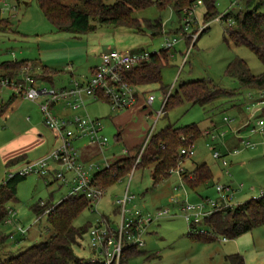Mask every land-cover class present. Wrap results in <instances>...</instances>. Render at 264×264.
I'll return each instance as SVG.
<instances>
[{"label":"rangeland","instance_id":"374dc122","mask_svg":"<svg viewBox=\"0 0 264 264\" xmlns=\"http://www.w3.org/2000/svg\"><path fill=\"white\" fill-rule=\"evenodd\" d=\"M64 1L71 4L76 0ZM106 1L112 3L116 0ZM157 1L154 0L152 5L134 11V16L141 20V24L144 22L142 31L125 25L99 24L94 31L75 34L58 31L44 14L38 0H5L7 8L4 16L10 18L12 25L10 30L0 31V63L5 60L27 59L35 63L29 73L38 77L37 85L52 87L53 83L55 87H62L68 84L72 73L76 78L88 76L91 67L101 62V54L109 49L121 50L123 45L126 51L145 48L152 53L166 48L167 39L177 38L178 42L169 49L168 62L162 69L164 85L176 88L182 81L204 78L237 93L207 105L184 102L158 118L165 96L160 88L161 84L153 83L142 88L143 91H148V94L155 95L156 100L152 107L144 109L147 112L145 115L134 113L129 116L126 120L129 130L136 132L146 125L150 128L155 124L154 129L158 131L169 123L176 126L197 123L202 129V135L194 143L195 154L192 157H184L170 176L158 183L154 182L152 167L134 168L105 189L104 196L98 203V211L86 207L73 223L77 227L84 225L90 227L100 214L114 212L118 200L124 197L126 188L129 187V192L136 197L127 207L134 214L154 212L166 207L170 212L147 227V231L143 234L145 245L140 247L145 254L131 256L123 264H231L227 255L236 252L230 249L234 240L230 238L225 242L224 236H218L207 241L190 235L193 223L199 231L205 230L206 226L203 218L200 222H194L193 216L191 222L187 221V212L183 205L185 202L197 204L206 198L219 199L221 193L218 192L217 185L228 182H233L234 187L244 184L243 190L233 195L231 202L234 205L264 193V133H252L249 127H244L253 112L256 113V117L251 118L252 125L259 118L264 117V91L258 92L242 87L237 79L226 75L227 65L236 57L245 59L255 74L262 73L264 65L249 47L237 46L227 40L228 34L225 28L230 24L229 20L215 18L205 22V3L195 6L190 15L187 14L190 9L185 10L186 14L182 12L180 15L173 5L159 6ZM259 1L262 2L259 10L264 13V0H253L251 4L248 0H217L216 7L220 17L227 11L237 12L247 6L254 7ZM0 6L3 7L4 3L0 2ZM187 19L191 20L189 24ZM158 21H161L163 30L154 34L155 27L152 25ZM205 27L208 28L202 31ZM45 66L50 69L45 70ZM45 74H50L53 82L41 79ZM23 75L22 71L18 77L22 78ZM15 93V89L11 86L0 87V110L6 105V111L0 112V140L9 137L17 130H24V121L35 120L32 112L29 110L25 112L28 108L24 109V99L27 98L21 95L15 96ZM31 101L27 99V103ZM35 105L41 112L40 106ZM87 109L92 116L103 119L106 125L103 133L109 140L104 152L98 148L94 149L93 146L90 147L92 161L98 164L89 169V174L92 176L98 169L109 164L104 157L109 158L111 163L119 157L128 155L124 153L128 143L116 140L115 134L118 129L111 122L113 117L125 114L127 109L114 110L104 101L91 102ZM8 111L12 112L7 119L4 113ZM225 116L235 117L232 126L223 121ZM39 119L40 131L49 138L50 143L29 154L30 161L37 160V157L46 152L50 146L52 150L56 143L52 128L46 124L42 115ZM207 128H210L212 134L216 136L214 139L211 134L204 133ZM224 132L225 135L222 136ZM247 140L255 145L246 147L243 141ZM88 143L87 138L75 141V145L79 148H83ZM138 147L132 152L136 153ZM236 149L238 150L235 151ZM215 151L223 154L228 165L225 166L221 159L214 156ZM202 162H207L211 166L214 177L209 183L193 189L177 169L184 168V172L191 176L190 169L196 163ZM89 163L86 165L89 166ZM9 169L0 158V184L9 177ZM225 169L231 172L229 177L225 175ZM48 178L51 179V184L45 181L47 178L33 172L19 182L18 200L9 204V208L16 212L14 216H10L13 222L5 221L0 225V231L10 235L6 242V250L18 252L30 245L45 241L51 235L48 215L37 216L32 205L49 201L57 204L69 194V188L62 185L60 180L51 176ZM176 186H180L179 189L175 190ZM174 196L178 201L172 200ZM206 207L210 208L209 205ZM194 212V210L190 211L192 214ZM19 227L25 228L26 232L19 230ZM247 235L250 236V241L255 243V252H263L264 257V227L258 226ZM89 240V232H87L79 243L73 246L78 256L90 259L92 251ZM244 246L250 247L251 243L245 241ZM150 253L158 256L148 258L147 254ZM249 260L251 264H264V259L258 258L254 252Z\"/></svg>","mask_w":264,"mask_h":264},{"label":"trees","instance_id":"16d2710c","mask_svg":"<svg viewBox=\"0 0 264 264\" xmlns=\"http://www.w3.org/2000/svg\"><path fill=\"white\" fill-rule=\"evenodd\" d=\"M216 1L203 0L206 6L205 22L219 17ZM248 1L249 4L253 2V0ZM38 2L46 17L58 31L83 34L96 30L99 24L125 25L142 31L144 22L141 24V20L134 16V11L152 5L154 0H116L112 3H108L106 0H76L71 4L64 0H38ZM157 3L159 6L173 5L182 15V12L185 13L186 9H190L194 5L195 0H158ZM261 4L262 2L259 1L254 7L247 6L237 12L227 11L222 15V19L232 20L225 28V32L228 34L227 40L237 46L249 47L264 65V13L259 10ZM10 25H12L10 18L0 17V31L10 30ZM152 26L155 27L154 34L163 30L161 21ZM207 28L205 27L202 31ZM168 51L169 49L163 48L158 52L150 53L148 60L141 61L127 72L128 80L141 88L153 83L161 84L160 88L164 94H169L163 107V113L167 114L170 109L184 102L193 105H207L237 93L204 78L182 81L170 91L171 87L169 88L162 82V69L168 62ZM31 62L27 59L2 61L0 77L11 80L18 79L23 68L30 67L31 69L32 65H35L34 62ZM30 69L27 70V73ZM49 69L48 66H45V70ZM226 75L237 79L242 87H248L258 92L264 91V71L260 74L253 73L247 61L242 57H236L229 62L226 67ZM32 76L37 82L38 77ZM41 79L53 82L50 74L42 75ZM52 85L54 86L53 83ZM5 108L6 105H3L0 112H4ZM201 135L202 129L197 123L183 126L169 123L158 131H153L138 162L137 155L144 143L136 149V153L130 150L128 155L119 157L96 171L92 181L106 189L129 174L134 168L152 167L154 182L158 183L169 177L170 170L177 167L184 158L180 155V149L193 146ZM23 160H25L24 154L12 158L7 162V165L17 164ZM183 175L185 182L193 189L209 183L214 177L211 166L207 162L196 163L191 171V176L185 172ZM25 177L15 175L6 178L0 184V225L9 216V204L18 200V184ZM51 183L49 182V184ZM86 207H91V205L89 199L83 194H68L57 204H52L49 201L32 205L37 216L47 213L52 229L51 235L45 241L13 252V250H6V242L10 235L0 231V264H104L100 261L92 262L87 258L80 257L74 251L73 246L79 243L93 225L91 223L90 227L87 225L77 227L73 223L78 214ZM115 212H118V209H115ZM203 223L206 226L205 230L199 231L196 224L193 223L189 233L207 241L218 236L236 238L258 226L264 227V194L252 197L237 205L221 207L211 215L205 216ZM144 254L145 251L140 248L130 247L125 251L122 263H125L131 256ZM157 256L158 254L154 253L147 254L148 258ZM227 259L231 264H246L244 256L239 252L228 254Z\"/></svg>","mask_w":264,"mask_h":264},{"label":"built area","instance_id":"2783aa9c","mask_svg":"<svg viewBox=\"0 0 264 264\" xmlns=\"http://www.w3.org/2000/svg\"><path fill=\"white\" fill-rule=\"evenodd\" d=\"M4 1L0 0V2L4 3L3 7L0 6V17L4 16L7 8L5 7L7 3ZM198 4H203V0H196V3H194L187 14L190 15L191 11H194L195 6ZM217 18L222 20V16ZM190 21L187 19L188 24ZM229 21L232 22L231 19ZM177 42V38L173 40L167 39L165 43L166 49L174 47ZM149 57L150 52L145 49L134 52L109 49L101 54V62L92 68L89 76L82 78L73 77L68 86L62 87L37 85L34 77L27 73L30 67L22 69L24 72L22 78L11 80L0 77V87L11 86L18 95L39 104L47 125L54 130L58 140V144L45 156L37 160H23L17 164H13L9 169V177L15 175L27 176L29 173L35 172L47 178L45 181L49 182L48 177L51 176L56 180H60L62 185L68 186L69 194L85 195L90 201L92 211H98V203L104 196L105 188L94 184L92 181L93 175L89 174V169L95 165L98 166V164L92 160L89 161V166L84 164L81 160L79 147L75 145V141L87 138L89 145H93L104 152L109 145L108 137L103 133L105 124L102 118L86 113L87 106L90 102L104 101L108 102L114 110H124L134 107L138 103L139 98L144 93L148 94V91H143L140 86L131 83L127 78V72L141 61L148 60ZM171 90H173V86L170 88ZM168 95L164 96L163 106L158 112V118L163 114V107ZM145 100L143 107H150L155 100V95L148 94ZM57 106L62 111L71 110V113L65 115L55 113ZM81 110L85 111V113L81 114ZM254 117H256L255 112L251 114L244 127H249L252 133H264V117L259 118L252 125L251 118ZM223 121L232 126L235 117L225 116ZM154 125L150 127L144 139L143 147L137 155V162L140 160L141 153L155 130ZM204 133L211 134L213 139L216 137L212 134L210 128L205 129ZM221 135L224 136L225 132ZM243 142L246 147H253L255 145L250 140ZM129 152V149H124V153L127 154ZM194 154V145L180 149L182 157H192ZM214 156L221 159L225 166L228 165V161L223 157L221 152L215 151ZM104 159L108 161L106 157ZM177 171L182 175L184 168H178ZM225 174L230 176L231 172L225 169ZM179 187L176 186L175 190L179 189ZM236 189L237 187H234L231 183L218 184L217 190L221 193L222 201L206 198L197 204L185 202L183 208L187 212V221L191 222V218L194 216V222H200L202 218L211 215L221 207L233 206L234 204L231 201ZM135 197L134 194L129 192V187H127L124 197L117 202L118 206L116 209H118V212L114 210L110 214H100V217L92 225L89 230V245L92 251L90 261H100L104 264H123L122 260L125 251L133 246L137 248L144 246L143 234L147 231V227L170 212V209L166 207L154 212H138L134 214L127 206ZM172 200L174 202L178 201L175 196L172 197ZM207 205L210 208H207ZM191 210L195 212L192 214L190 213ZM15 214L16 212L9 208V216L5 221L13 222L10 216H14ZM19 230L26 232V229L23 227H19Z\"/></svg>","mask_w":264,"mask_h":264},{"label":"crops","instance_id":"0c3cea01","mask_svg":"<svg viewBox=\"0 0 264 264\" xmlns=\"http://www.w3.org/2000/svg\"><path fill=\"white\" fill-rule=\"evenodd\" d=\"M123 47L124 46L121 45V50H125L126 51V49L123 48ZM143 49H145V48L129 49L128 51L134 52V51H139V50H143ZM100 59H101V57H100ZM97 65L98 64L94 65L93 67H95ZM93 67H91L90 74H91V71H92ZM73 77H75V76L72 73V77L69 79L68 84H65L64 86H68L70 84L71 79ZM14 95L18 96L17 93H15ZM145 99H146V94L144 93L139 98L138 103L134 107H132L130 109H127L126 110L127 112L125 114L113 117L112 120H111V122L118 129L117 134H115L116 140L117 141H121L122 140L123 142L128 143L126 149L134 150L135 148H137L139 145H141L144 142V139L146 138V135L149 132V129H150L149 125L144 126L143 128H141L140 130H138L136 132H131L129 130V128L127 127V124H126V120H128L129 116L131 117L132 114L135 113V114H139V115L143 116V115H145L147 113V112H145V110H144L145 108L143 107L144 104H145V101H146ZM155 100H156V98H155ZM154 101H153V103H154ZM34 103L39 105L35 101H33V102L31 101V103L30 102L27 103V99H24V109L28 108V109L25 110V112L29 110L30 112H32L35 115L34 122L24 121V130H17L15 132L11 133L9 137L6 136V137H4L3 139L0 140V156H1L0 158L5 163V166H7V167L9 166V168L11 166H13V164L7 165V162L9 160H11L12 158H15L17 156H20V155L24 154L25 155V160H30L29 154H31L35 150L43 148L45 145L50 143L49 138L46 137L40 131V128H39L40 121H41L39 118L41 117V115L44 118V114H43V112L41 110H40L41 112H39V109L37 108V106ZM153 103L151 104L150 107H152ZM5 111H6V108H5ZM11 112L12 111H8V112L4 113V115L6 116L7 119L9 118ZM56 112L58 114H62V115L64 114L65 115V114H70L71 110L62 111L60 109V107L57 106ZM83 112H85V111L81 110L80 113L84 114ZM86 113H89L91 115V113L88 111V109H87ZM98 118H101V117H98ZM44 120H45V118H44ZM107 125H109V124H107ZM105 128H106V125H105ZM54 134H55V137H56V143L53 145V148L58 144L56 133L54 132ZM139 135H141V137H139ZM91 146H93V145L87 144L83 148H79L81 160H82V162L84 164H87L90 160H92L91 157H93V156H92V148H90ZM49 148L47 149L46 152L44 151L45 153L43 152L37 158L39 159V158L45 156L47 153H49L51 151V148L50 149ZM93 148L95 149L97 147L93 146ZM107 159H108V162L110 163L109 158H107ZM194 167H195V165L193 166V168ZM192 169H190V170H192ZM152 176H153V173H152ZM153 179H154V177H153ZM50 180L51 179H49V182H52ZM228 183H231V182H228ZM231 184L233 185V182ZM236 187H237V189L235 190V194H237L238 192H241V190H243L244 184L241 183V184H239ZM235 194H234V196H235ZM218 200L222 201L221 197ZM247 233L248 232H246V233H244V234H242V235H240V236H238L236 238H231V240H234V242H233V244H231V248L230 249L231 250H236V252H239L240 254H242L244 256V258H245L246 264H251V260H249V257L252 258L253 252L257 255L258 258H263L264 259V257H263V252H261V251L255 252V250H256L255 249L256 246L254 245L255 243H252L250 241V236L247 235ZM229 239L230 238H226L225 239V237H224V241L225 242H227ZM245 241H249L251 243V246L250 247L249 246L245 247L244 246V242ZM237 248H238V251H237ZM236 252H232V253H236Z\"/></svg>","mask_w":264,"mask_h":264}]
</instances>
